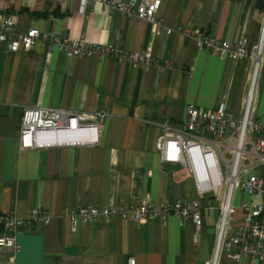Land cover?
Listing matches in <instances>:
<instances>
[{
	"label": "crops",
	"instance_id": "1",
	"mask_svg": "<svg viewBox=\"0 0 264 264\" xmlns=\"http://www.w3.org/2000/svg\"><path fill=\"white\" fill-rule=\"evenodd\" d=\"M154 21L171 33L156 34L147 21L92 0H0V14L16 18L15 31L108 46L126 53L150 50L155 62L139 69L127 59L66 57L56 45L36 41L15 52L0 43V217L23 218L32 209L49 215L17 236L18 250L0 249V264H207L213 251L217 203L197 194L190 171L162 163L156 141L162 124L179 127L188 105L207 111L222 104L235 123L251 80L248 60L226 61L197 49L181 29L200 30L229 43L257 40L263 6L258 0H158ZM168 67H158L159 63ZM254 117L264 128V67L255 80ZM62 109L99 119L92 144L22 149L26 108ZM264 180V166L259 169ZM145 200L202 207L191 220L135 223L113 215L108 223L78 221L66 212L99 211ZM237 191L230 228L241 225V203L258 202ZM219 264H231L226 257ZM238 264H261L242 258ZM264 264V263H262Z\"/></svg>",
	"mask_w": 264,
	"mask_h": 264
},
{
	"label": "built area",
	"instance_id": "2",
	"mask_svg": "<svg viewBox=\"0 0 264 264\" xmlns=\"http://www.w3.org/2000/svg\"><path fill=\"white\" fill-rule=\"evenodd\" d=\"M79 12L84 13L92 0H79ZM244 3L247 0H243ZM107 11H120L125 15L141 18L151 24L154 33H171L161 20L154 21L158 0H99ZM16 18L0 14V43L15 52L20 48L31 49L36 41L56 45L66 57L92 56L117 60L127 59L139 69H147L155 62L150 50L126 53L120 49L89 45L83 41H71L53 35H40L36 30L25 34L15 31ZM185 38L197 49L209 52L226 61L248 60L251 63V80L246 97L235 123L226 117L222 104L203 111L193 105L185 109V117L179 127L162 124V134L156 141V149L162 163L179 164L191 174L197 194L211 196L217 203L219 220L216 225L212 255L207 264H219L222 256L238 264L242 258L264 263V180L259 169L264 166V128L254 117L255 80L264 67V8L257 40L229 43L195 29H181ZM169 63H159L158 67ZM99 119L92 115L73 113L62 109L26 108L20 122V147L22 149H46L97 142ZM237 191L249 197H259L258 202L241 203L243 218L236 232L230 228L234 195ZM202 207L198 201L190 203L145 200L137 205L118 203L110 209L99 211L95 207L70 209L66 215L73 229L78 221L86 224L108 223L113 215L123 220L144 223L148 220L164 221L173 215L180 221L191 220L195 228L202 222ZM42 219L49 222V215L41 209H32L23 218L9 213L0 217V249L18 250L17 236L30 231Z\"/></svg>",
	"mask_w": 264,
	"mask_h": 264
},
{
	"label": "rangeland",
	"instance_id": "3",
	"mask_svg": "<svg viewBox=\"0 0 264 264\" xmlns=\"http://www.w3.org/2000/svg\"><path fill=\"white\" fill-rule=\"evenodd\" d=\"M258 2H259V5H261V6L264 5V0H258ZM263 8H264V6H263Z\"/></svg>",
	"mask_w": 264,
	"mask_h": 264
}]
</instances>
